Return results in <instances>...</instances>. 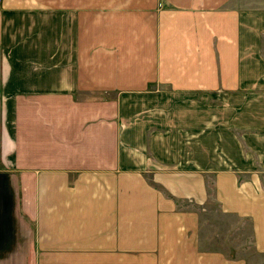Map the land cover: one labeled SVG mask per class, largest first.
I'll return each instance as SVG.
<instances>
[{
	"label": "crops",
	"instance_id": "1",
	"mask_svg": "<svg viewBox=\"0 0 264 264\" xmlns=\"http://www.w3.org/2000/svg\"><path fill=\"white\" fill-rule=\"evenodd\" d=\"M262 110L264 0H0V264H246L212 201L264 254Z\"/></svg>",
	"mask_w": 264,
	"mask_h": 264
},
{
	"label": "rangeland",
	"instance_id": "2",
	"mask_svg": "<svg viewBox=\"0 0 264 264\" xmlns=\"http://www.w3.org/2000/svg\"><path fill=\"white\" fill-rule=\"evenodd\" d=\"M251 3V0H248ZM245 104L250 105V109L245 110V113H252L254 110L252 109V94H245ZM214 95L213 102H217V104L222 103V110H214V117H218L217 115L221 111V114L225 112L228 107V102L230 100H236L235 98H229L226 96L225 101L224 98L216 99ZM220 108V107H219ZM242 113H244L242 111ZM225 119H227L226 114L223 115ZM221 115V119L223 120ZM247 118V115L245 114ZM262 118H264V110H262ZM216 127L218 130V126ZM264 134V130L261 132ZM218 138L215 136L213 141H209L211 143V147L213 149V156L216 163L221 161L223 154L227 150V143L217 141ZM234 146L236 143H228ZM250 146H252V142H248ZM257 143H254L256 145ZM197 145L203 147L202 142H197ZM231 146V147H232ZM230 150V149H229ZM220 165V164H219ZM218 165V166H219ZM202 226H201V243L203 248H210L218 251L224 252V254L228 258H238L244 260L246 264H264V254L258 253L253 248L251 242V235L249 224L240 220L234 216L227 215L222 213L216 204L212 201L210 202L207 211L201 215Z\"/></svg>",
	"mask_w": 264,
	"mask_h": 264
}]
</instances>
